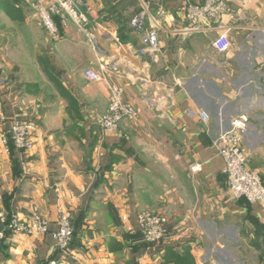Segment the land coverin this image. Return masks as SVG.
<instances>
[{
    "label": "crops",
    "instance_id": "0c3cea01",
    "mask_svg": "<svg viewBox=\"0 0 264 264\" xmlns=\"http://www.w3.org/2000/svg\"><path fill=\"white\" fill-rule=\"evenodd\" d=\"M32 1L0 0V212H37L47 231L8 233L0 264H264V207L229 197L214 146L247 115L248 166L264 185V0H229L223 53L212 44L213 21L186 33L187 0H83L96 46L57 18L61 37L52 40L29 17ZM136 13L157 31V52L140 54ZM88 68L123 89L134 121L101 131L108 88L88 81ZM16 119L35 123L30 150L2 142ZM163 206L170 235L151 247L137 217ZM62 212L75 230L67 256L54 237Z\"/></svg>",
    "mask_w": 264,
    "mask_h": 264
},
{
    "label": "built area",
    "instance_id": "2783aa9c",
    "mask_svg": "<svg viewBox=\"0 0 264 264\" xmlns=\"http://www.w3.org/2000/svg\"><path fill=\"white\" fill-rule=\"evenodd\" d=\"M229 0H201L198 3L185 1L183 5L184 16L188 22L186 33H203L207 26H202L201 21L207 20L215 23L213 29L217 30V36L212 44L216 51L226 52L230 48V40L226 32V26L222 17L232 14ZM83 0H33L30 7L38 18L42 27L52 40H58L61 36L55 22L58 19L63 28L69 23H74L88 37L93 46L97 40L88 29V22L83 14ZM130 26L138 34L142 48L140 54L150 51L155 53L159 49L158 33L154 29L146 28L142 13H136L130 19ZM258 70H263L264 76V53L260 56ZM84 77L88 81H102L108 88V104L104 113L99 116V126L102 132H115L123 121L132 122L137 118L138 112L135 106L124 101L123 89L111 83L105 75L91 68L85 69ZM264 83V79H263ZM200 119L208 122L210 119L206 111H199ZM249 117L241 114L232 119L227 130L220 132L214 146L219 156L224 161L223 173L227 179L228 194L231 199L244 198L250 203H258L264 207V186L257 171L248 166V158L243 146V137L249 128ZM35 123L30 119H16L9 131V139L12 145L21 151H27L34 147ZM8 137H2V142L7 144ZM197 169L193 166L192 170ZM140 232L148 243H158L168 236L167 218L163 214L153 215L141 212L138 217ZM47 231V223L44 218L37 214H31L26 219H21L17 214L9 216L0 212V245L7 238L8 233L41 234ZM72 235V226L69 217L65 214L59 216L58 229L54 233L56 248L67 254V247ZM51 261L49 264H55Z\"/></svg>",
    "mask_w": 264,
    "mask_h": 264
},
{
    "label": "rangeland",
    "instance_id": "374dc122",
    "mask_svg": "<svg viewBox=\"0 0 264 264\" xmlns=\"http://www.w3.org/2000/svg\"><path fill=\"white\" fill-rule=\"evenodd\" d=\"M32 3H33V1H32ZM34 14V13H33ZM33 16V17H32ZM29 15V17H31L34 21H38V18L36 17V15L34 14V15ZM37 20H36V19ZM39 22V21H38ZM17 26H19V25H17ZM41 32H42V29H41ZM227 130V129H226ZM224 132V131H223ZM244 136H245V134H244ZM243 146H244V137H243ZM246 151V150H245ZM259 174V173H258ZM260 179H261V177H260ZM226 181H227V179H226ZM261 182H262V180H261ZM262 184H263V182H262ZM264 186V185H263ZM143 212H147V213H150V214H153V215H165L166 216V218H167V223H168V219H169V214H168V210H167V207L165 206H163V207H159L158 209H155V210H145V211H143ZM32 215L33 214H37V215H40V214H38L37 212H34V213H31ZM61 214H65V215H67L68 217H69V220H70V222H71V226H72V235H71V239H70V244H71V242L73 241V237H74V233H75V230H74V226H73V223H72V216H70L68 213H66V212H62ZM26 219V218H25ZM169 235H170V231L168 230V236H166V237H164L160 242H158V243H156V244H154V243H148V242H146L145 241V239H144V234L143 233H141L140 232V239H141V241L143 242V243H145V244H147L148 246H151V247H158L159 245H161V244H163L167 239H168V237H169ZM70 244H69V246L67 247V251L66 252H68V249H69V247H70ZM62 251H60V253H61ZM67 256V255H66Z\"/></svg>",
    "mask_w": 264,
    "mask_h": 264
},
{
    "label": "trees",
    "instance_id": "16d2710c",
    "mask_svg": "<svg viewBox=\"0 0 264 264\" xmlns=\"http://www.w3.org/2000/svg\"><path fill=\"white\" fill-rule=\"evenodd\" d=\"M7 136V135H6ZM8 137V141H7V144H9V147H12L13 145H12V142H11V140L9 139V135L7 136ZM12 145V146H11Z\"/></svg>",
    "mask_w": 264,
    "mask_h": 264
}]
</instances>
